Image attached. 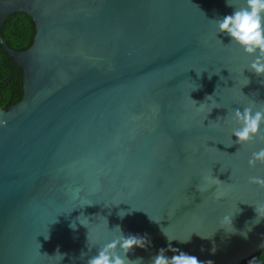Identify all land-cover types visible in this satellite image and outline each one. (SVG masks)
<instances>
[{
    "label": "water",
    "instance_id": "water-1",
    "mask_svg": "<svg viewBox=\"0 0 264 264\" xmlns=\"http://www.w3.org/2000/svg\"><path fill=\"white\" fill-rule=\"evenodd\" d=\"M230 3L0 0V43L24 69L22 100L0 108V264H86L88 240L104 244L116 225L149 235L151 246L128 255L150 264L169 244L162 228L209 234L239 209L237 232H194L172 246L213 264L264 248V219L240 234L264 206V185L249 180L264 179V163H248L264 139L236 143L232 119L237 107L264 104V77L218 32L216 19L243 6ZM15 12L36 24L26 50L1 35ZM210 177L219 183L200 191ZM78 216L88 228L69 226Z\"/></svg>",
    "mask_w": 264,
    "mask_h": 264
},
{
    "label": "clouds",
    "instance_id": "clouds-1",
    "mask_svg": "<svg viewBox=\"0 0 264 264\" xmlns=\"http://www.w3.org/2000/svg\"><path fill=\"white\" fill-rule=\"evenodd\" d=\"M227 3L231 5L230 0H227ZM216 25L218 32H223L228 35L231 38L230 42L238 44L246 54L252 57L246 69L255 73L257 77H264V0H243L242 7L234 8L230 14L216 19ZM200 75L197 74L198 77ZM250 82V78L245 76L242 81L241 91ZM199 88L194 87L192 91ZM211 95H207L208 98H211ZM232 119L238 124V127L233 128V136L236 138V143L244 144L254 142L258 138L264 139V131H262L264 129V104L257 106L255 101H250L242 108L237 107L232 113ZM258 161L264 163V148H260L258 151L252 153L248 161L249 166H255ZM208 180L209 183L202 185L200 191H206L211 184L219 183V178L210 177ZM249 180L251 183L264 185V179L262 178L250 177ZM224 195L225 193L217 188L216 198L219 199ZM255 207L257 212L255 220L251 224H247L244 230L240 231V234L245 238L248 232L252 230V227L259 223L261 219H264V206ZM239 211L225 213L219 218L215 231L209 234H201L193 231L184 238H178L170 235L168 231L162 228V233L169 241V244L167 248L161 247L158 250L151 258L150 264H213L211 260H200L195 255L173 247L171 241L176 240L181 243H186L191 239L194 232L198 233L202 238H211L218 229H223L225 233L229 234L235 233L237 229L233 226V217ZM117 214L123 218L127 213L125 210H120ZM80 216L70 223L69 226L72 229H76L77 220L80 225L87 227V223ZM150 219L153 220L152 218ZM114 228L118 234L100 246H96L94 242L90 243L88 240L89 251H92L93 248H95V251L91 255L81 253V256H87L86 264H144L143 257L137 256L132 259L128 254L134 248H147L151 246L152 241L149 235L147 233L142 235L139 233L125 234L120 225H116ZM168 251H171L173 254L171 256L167 255ZM212 251H215V244H213ZM59 255L63 259V254L59 253ZM249 264H253V261H249Z\"/></svg>",
    "mask_w": 264,
    "mask_h": 264
},
{
    "label": "trees",
    "instance_id": "trees-1",
    "mask_svg": "<svg viewBox=\"0 0 264 264\" xmlns=\"http://www.w3.org/2000/svg\"><path fill=\"white\" fill-rule=\"evenodd\" d=\"M36 24L25 12H15L4 22L1 35L16 50L28 49L36 35ZM24 95V69L5 51L0 43V108L8 110L19 103ZM253 258H255L253 260ZM264 264V248L240 264Z\"/></svg>",
    "mask_w": 264,
    "mask_h": 264
}]
</instances>
